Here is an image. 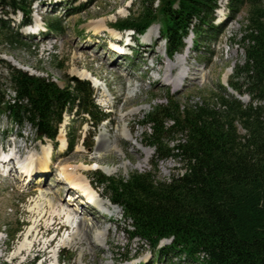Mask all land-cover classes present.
<instances>
[{
    "label": "rangeland",
    "instance_id": "rangeland-1",
    "mask_svg": "<svg viewBox=\"0 0 264 264\" xmlns=\"http://www.w3.org/2000/svg\"><path fill=\"white\" fill-rule=\"evenodd\" d=\"M227 2L220 0L214 12L212 25L221 31L198 45L197 53L192 51L190 34L183 54L172 60L166 58L164 41L159 39V23L142 35H132L137 48L127 47L132 49L130 56H113L112 49L126 43L130 31H116L112 24L138 15L148 0H28L30 14L26 16L0 7V20L6 22L0 28L3 100H13L10 72L15 68L51 79L60 88L86 81L91 99L107 116L93 127L74 106L62 114L57 135L49 140L37 134L38 126L29 122L17 125L0 108V145L11 157L9 176L0 177V264H190L185 254H173L167 241L152 249L148 242L130 239L126 232L129 221L124 220L121 209L112 206L104 188L91 181L97 179L96 172L126 178L134 171L151 170L153 149L143 146L148 129L141 123L152 105L176 94L182 101L196 102L218 91L217 85L228 87L234 66L243 62L240 41L247 7L232 14ZM157 6L155 0L153 8ZM28 18L30 22L22 25ZM52 21L58 29L55 33L46 26ZM92 27L99 32L93 34ZM83 72L91 76L82 77ZM243 99L249 102L247 95ZM62 137L66 144L67 137L72 138L74 146L69 149L67 145L60 154ZM48 153L47 167L38 166ZM29 158L36 172L34 169L27 176L15 173L14 163ZM64 167L74 168L77 177L87 181L97 208H101L99 213L60 177ZM180 167L172 160L161 162L156 177L167 179L180 173ZM67 210L71 213L62 228ZM28 231L30 236L25 238ZM32 241L27 252H17Z\"/></svg>",
    "mask_w": 264,
    "mask_h": 264
},
{
    "label": "trees",
    "instance_id": "trees-1",
    "mask_svg": "<svg viewBox=\"0 0 264 264\" xmlns=\"http://www.w3.org/2000/svg\"><path fill=\"white\" fill-rule=\"evenodd\" d=\"M154 1L111 27L142 35L159 23L169 59L184 52L190 34L197 53L198 45L221 31L212 25L220 0H157V9ZM243 6V62L234 66L227 84L249 102L242 103L221 85L196 102L167 95L141 123L148 129L143 146L153 149L151 170L126 178L96 172L91 181L121 209L130 239L148 242L152 249L170 240L167 248L192 263L264 264V0L227 2L232 14ZM0 7L30 14L28 0H0ZM46 26L50 32L58 30L53 21ZM5 27L0 20V28ZM10 84L13 100L5 102L0 93V108L17 125L41 122V137L49 140L55 139L62 114L74 106L93 127L107 118L91 99L86 81L60 88L51 79L11 68ZM67 143L69 149L74 146L70 137ZM167 160L179 163L181 172L158 179L159 165Z\"/></svg>",
    "mask_w": 264,
    "mask_h": 264
},
{
    "label": "bare ground",
    "instance_id": "bare-ground-1",
    "mask_svg": "<svg viewBox=\"0 0 264 264\" xmlns=\"http://www.w3.org/2000/svg\"><path fill=\"white\" fill-rule=\"evenodd\" d=\"M221 2H223V0H221ZM105 28V27H104ZM92 30H93V34H96L97 32H99V31H97V28L96 27H92L91 28ZM128 40H126V42H127ZM114 49H117L118 50V48L117 47H115ZM113 51V50H112ZM113 53V52H112ZM86 55V54H85ZM113 56H115L116 58H118L119 56L118 55H113ZM82 77H90L91 76V74L90 73H88V72H83L82 74H80ZM79 75V76H80ZM80 76V77H81ZM62 136V135H61ZM65 147H66V141H65V139L62 137L61 138V140H60V146L58 147V151H59V153L61 154V153H63V151L65 150ZM49 154L50 153H48L47 154V156L44 158V160H42V161H39V163H38V166H40V165H43L42 167L43 168H45V167H47V165L50 163V160H49ZM10 161H11V157H10V155H4V154H2V152H0V165H2V163L3 162H6L7 164L6 165H8L9 166V164H10ZM14 164H17L18 166H19V169H18V171L20 172V173H22L23 175H29V174H31L32 172H33V170L35 169L34 167H32V158H29L27 161H25V162H18V163H14ZM73 170V171H72ZM35 172H36V169H35ZM107 172V171H106ZM15 173H16V171H15ZM108 173V172H107ZM63 175V176H62ZM60 177L62 178V179H64L65 181H66V183L69 185V186H73L74 188H76V189H78V191H80L79 193H80V196H82V198H84L85 200H88L89 201V203L91 204V207L93 208V209H95V210H101V208L99 209V208H97V205H99L98 203H96L95 202V200H94V194L90 191V187L88 186V184H87V181L83 178V177H77V174H76V171H75V169L73 168V169H70L69 167L68 168H62L61 169V173H60ZM92 190V189H91ZM32 191H34V190H32ZM36 192V191H35ZM54 202L53 201H49V205H51V206H54ZM58 205V204H57ZM93 205H95V206H93ZM105 206L107 205V203H105L104 204ZM109 207H112L110 204L108 205ZM103 207V206H102ZM103 211V210H102ZM67 212V214H65L66 216H65V220H64V222H63V225H62V228H65L66 227V222H67V220H68V217H69V215H70V211H66ZM30 233H31V231H28L26 234H25V238H28L29 236H30ZM33 243V241L32 242H30L29 243V245H28V247L26 248V246H20L18 249H17V252H27L28 251V249H29V247L31 246V244ZM56 248H57V246H56Z\"/></svg>",
    "mask_w": 264,
    "mask_h": 264
},
{
    "label": "water",
    "instance_id": "water-1",
    "mask_svg": "<svg viewBox=\"0 0 264 264\" xmlns=\"http://www.w3.org/2000/svg\"><path fill=\"white\" fill-rule=\"evenodd\" d=\"M73 80L76 81V80H78V79H77V78H73ZM244 99H245V98H244ZM244 99H243V100H244ZM41 125H42L41 122H39V124H38V131H37V134H38V135H40V134L42 133V127H41Z\"/></svg>",
    "mask_w": 264,
    "mask_h": 264
},
{
    "label": "built area",
    "instance_id": "built-area-1",
    "mask_svg": "<svg viewBox=\"0 0 264 264\" xmlns=\"http://www.w3.org/2000/svg\"><path fill=\"white\" fill-rule=\"evenodd\" d=\"M190 264H196V263H190Z\"/></svg>",
    "mask_w": 264,
    "mask_h": 264
}]
</instances>
